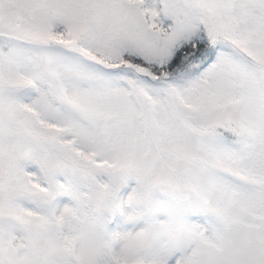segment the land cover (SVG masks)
Here are the masks:
<instances>
[{
  "label": "snow or ice",
  "instance_id": "1",
  "mask_svg": "<svg viewBox=\"0 0 264 264\" xmlns=\"http://www.w3.org/2000/svg\"><path fill=\"white\" fill-rule=\"evenodd\" d=\"M0 264H264V0H0Z\"/></svg>",
  "mask_w": 264,
  "mask_h": 264
}]
</instances>
